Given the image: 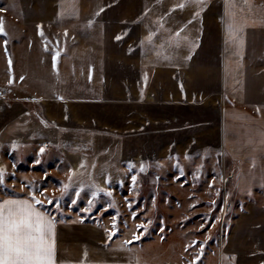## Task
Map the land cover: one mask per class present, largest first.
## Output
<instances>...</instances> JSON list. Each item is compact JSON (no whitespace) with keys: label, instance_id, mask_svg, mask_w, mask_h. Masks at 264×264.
<instances>
[{"label":"rangeland","instance_id":"374dc122","mask_svg":"<svg viewBox=\"0 0 264 264\" xmlns=\"http://www.w3.org/2000/svg\"><path fill=\"white\" fill-rule=\"evenodd\" d=\"M3 27L0 136L25 114L29 131L3 143L0 198L35 191L55 219L138 246L140 264H264V154L242 131L233 146L215 131L247 111L222 93L181 98L149 68L137 84L115 26L28 24L26 40L19 23ZM179 131L193 134L184 153L168 146Z\"/></svg>","mask_w":264,"mask_h":264},{"label":"crops","instance_id":"0c3cea01","mask_svg":"<svg viewBox=\"0 0 264 264\" xmlns=\"http://www.w3.org/2000/svg\"><path fill=\"white\" fill-rule=\"evenodd\" d=\"M232 3L235 7L229 9ZM229 11L235 13L239 40L229 37L226 25L233 22ZM0 21L19 23L22 29L19 37L24 40L29 35L28 24L115 26L116 33L110 37L128 40L124 45L131 49L130 69L137 71L132 75L137 84L140 71L149 68L152 79L175 86L181 98L208 96L215 104L213 95H228L247 114L231 112L230 122L226 126L219 124L215 131H226L229 146H233L232 140L239 138L242 131L245 148L258 141L256 153L264 154V0H0ZM203 86L208 89L192 91ZM248 106L261 109L253 114L246 109ZM27 119L26 114L19 117L17 127H10L0 136V152L3 143L28 134ZM191 133L179 131L178 137L170 141L169 150L184 153L191 149ZM195 134L202 137L203 130ZM53 240L55 264H140L141 261L138 246L111 236L104 226L85 220L55 219Z\"/></svg>","mask_w":264,"mask_h":264},{"label":"snow or ice","instance_id":"6c2138e0","mask_svg":"<svg viewBox=\"0 0 264 264\" xmlns=\"http://www.w3.org/2000/svg\"><path fill=\"white\" fill-rule=\"evenodd\" d=\"M228 7L234 8L235 4H229ZM198 14L199 11L195 15ZM229 16L233 18V22L226 25L229 37L234 41L239 40L236 32L240 28L234 23L235 13L229 11ZM0 32H4L2 21H0ZM4 174L5 169L0 167V183L4 180ZM71 180L72 177L69 176L70 183L62 186L65 189L69 188ZM98 191L106 190L98 189ZM93 195L95 196L96 192H93ZM48 202H52V197H48ZM42 203L44 201L39 199L35 191L27 193L26 198H0V264H55L53 240L55 217L41 211L38 205ZM58 205L57 200V210H59Z\"/></svg>","mask_w":264,"mask_h":264}]
</instances>
